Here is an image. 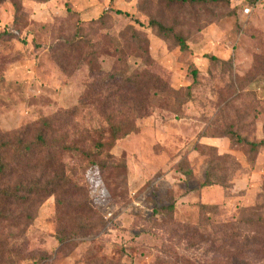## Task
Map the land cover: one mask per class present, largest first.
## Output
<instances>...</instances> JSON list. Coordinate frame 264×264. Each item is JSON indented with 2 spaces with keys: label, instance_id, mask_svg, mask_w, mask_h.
<instances>
[{
  "label": "rangeland",
  "instance_id": "1",
  "mask_svg": "<svg viewBox=\"0 0 264 264\" xmlns=\"http://www.w3.org/2000/svg\"><path fill=\"white\" fill-rule=\"evenodd\" d=\"M17 3L18 12L11 1L0 5V132L12 143L34 141L45 120L58 150L77 147L86 133L96 142L108 116L128 120V134L110 150L125 162L126 181L116 173L107 184L89 172L100 226L92 232H70L65 210L45 199L25 242H16L15 254L0 251V261L264 264L244 247L247 239L253 252V222L264 218V147L254 153L227 137L229 130L248 142L264 136V0ZM151 19L174 35L159 36ZM77 29L85 40L71 47ZM108 72L150 83L141 93L120 92L105 81ZM85 149L94 151L90 142ZM62 161L82 180L86 164L74 153ZM170 204L165 221L155 210ZM9 233L17 234L3 229L4 238ZM232 233L240 237L234 250Z\"/></svg>",
  "mask_w": 264,
  "mask_h": 264
},
{
  "label": "trees",
  "instance_id": "2",
  "mask_svg": "<svg viewBox=\"0 0 264 264\" xmlns=\"http://www.w3.org/2000/svg\"><path fill=\"white\" fill-rule=\"evenodd\" d=\"M7 1L13 2L15 10L17 12L20 11V4L17 3L19 0H0V5ZM41 1L48 2L51 0ZM165 1L167 3L191 4L203 2V0ZM116 13L121 15L119 11ZM104 16H106V14ZM150 26L163 38H169L174 35L173 30L170 27L164 26L160 21L151 19ZM75 35L77 38L75 42L72 43L71 47H78V45L85 40L81 30L77 29ZM175 38L183 48H186L181 37L175 36ZM135 39L140 43L141 39L138 36H135ZM192 73L194 78L193 86H196V84H198V71L193 70ZM122 77L123 75L121 74H112L108 72L106 73L105 81L112 82L111 86L113 88H118L120 92L135 89L137 93L143 92L145 87H148L150 83L148 82L146 84V81L140 82L137 77H134L133 80H122ZM98 87L100 86L98 85ZM101 89H103V87H101ZM105 122L107 125L106 129L95 131L98 138L96 142L92 141L90 133H86L84 137L86 139L79 142L77 147H61V149L58 150H55L52 141L49 140L50 135L54 134L52 123L45 120L42 122V126L34 141H28L24 140L22 137H18L15 143H12L7 140V135L0 132L1 252L8 250L9 254H15L14 248L17 247L16 242H25L26 230L32 225L36 218L35 209L40 207L43 201L50 197H55L57 208L65 210V213L61 214V218H68L69 226L67 227L70 229V232L78 234L79 231L92 232L99 229V223L94 221L95 214L93 209H96L95 203L89 194V172L93 170L97 171L101 180H105L107 184L110 183L112 176L114 179L116 173H124V181H126L125 162L115 159V157L110 154V150L119 139L128 134L126 132L128 129V120L122 122L113 116H108ZM227 137L233 145H246L254 153L264 147V136L260 142H248L246 139H243L238 132L229 130ZM87 142H90L94 151H87L85 149ZM70 153H74L86 164L83 169L82 180H75L72 171H68L65 163L62 161L63 155ZM114 196L115 198L118 197L117 195ZM207 209H210L211 212L217 211L216 208L207 207ZM174 211V204H170L169 206L156 209L155 213L160 214L163 220L168 221V219L173 216ZM253 225L258 227L257 235L252 238L253 252L249 248L251 244L247 239H245L244 247L248 250L247 253H253V258L259 256L264 260V234L262 233L264 231V218L258 217L257 221L253 222ZM3 229L16 231L17 234L9 233L6 238H4V234H2ZM239 239L240 237L237 234L232 233L230 235L229 242L232 243L230 244L231 249L234 250L232 247H234V244ZM65 240L63 235H59L57 238L60 246H63L66 242ZM210 241L212 242L214 240L210 239ZM240 253L238 249V251L235 252L237 255L235 257H239L240 259ZM232 261V264H240V262H236L235 260ZM0 264H14V262L13 259H11L10 262L0 261Z\"/></svg>",
  "mask_w": 264,
  "mask_h": 264
},
{
  "label": "built area",
  "instance_id": "3",
  "mask_svg": "<svg viewBox=\"0 0 264 264\" xmlns=\"http://www.w3.org/2000/svg\"><path fill=\"white\" fill-rule=\"evenodd\" d=\"M245 13H246V14H249V10H248V9H247V10H245Z\"/></svg>",
  "mask_w": 264,
  "mask_h": 264
}]
</instances>
